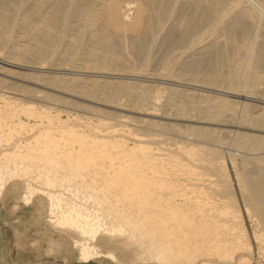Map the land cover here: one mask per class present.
I'll return each instance as SVG.
<instances>
[{"label":"bare ground","instance_id":"1","mask_svg":"<svg viewBox=\"0 0 264 264\" xmlns=\"http://www.w3.org/2000/svg\"><path fill=\"white\" fill-rule=\"evenodd\" d=\"M221 3L219 0H0V60L18 59L30 53L29 58L38 67L35 71H45L44 74L23 71L22 77L4 75L1 80L20 85L29 82L30 77L40 76L38 84L46 90H55L57 80L61 83H56L58 91L64 95L83 98L85 94L116 108L112 100L115 90L110 98L97 91V95H90V91L95 92L99 78L91 77L88 82L78 77V73L76 76L70 73L71 69L60 73L62 76L51 75L53 71L48 69L58 64L66 69L122 67L128 78L135 79L105 81L104 85L111 84L134 97L132 106L136 110L141 98L147 97L152 109L155 100L150 99L147 89L150 83L146 82H153L152 87L159 91L165 87L172 90L171 77L179 78L182 67L215 69L206 77L193 74L195 79L212 82L217 78L221 58L228 55L226 61L233 68L223 80L239 84L238 68L244 67L252 84L247 94L254 98V102L246 97L241 99L240 114L228 113L230 118L239 115L237 120L217 122L229 109L226 99L219 97L220 88L210 89L218 96L202 94L207 102L195 118L184 114L185 105H177L174 114L170 111L162 114L159 117L162 121L151 120L152 112L133 110L147 127H172L170 120L180 119L190 122L195 135L192 137H201L205 142L220 144L222 138L216 132L232 138L228 139L230 145L249 154L247 158L257 168L255 174L243 175L250 194L245 209L249 212L251 206L264 227V96L257 95L254 86L257 81H264V0ZM106 27L114 29L113 35L105 34L111 31L105 32ZM13 30H17L14 35ZM129 31L136 33L127 36ZM27 35L35 41L22 44V48L12 45L14 41H27ZM169 45L173 51L168 56L160 54L159 50ZM54 59L59 60L57 65ZM256 66L260 67L259 75L254 72ZM85 85L89 87L87 91L75 88ZM188 88L182 91L186 97L195 93ZM48 92L36 88L31 97L39 102L50 100L52 95ZM62 98L70 104V100ZM5 99L0 103V140L4 141V146H0V198L6 192L16 191L22 203L36 200L46 228L69 242L78 262L106 257L124 264L252 263L253 247L245 230L235 229L240 214L230 209L229 197L224 194L229 179L223 160L215 154L218 144L207 148L190 142L188 147L180 143L171 148L161 144L162 140L152 133L135 131L125 123L116 127L109 117L97 120L102 130L94 125L91 132H86L79 122L75 123L76 119L65 128L67 121L59 114L51 115L44 105L16 101L14 97L12 101ZM148 115L150 118L145 117ZM30 117H36L37 121L30 123ZM13 134L19 137L13 139ZM163 163L181 166L187 175L195 174L187 183L197 185L196 194L188 195L185 185L163 170ZM254 237L264 239V232ZM0 264L4 263L0 260Z\"/></svg>","mask_w":264,"mask_h":264},{"label":"rangeland","instance_id":"2","mask_svg":"<svg viewBox=\"0 0 264 264\" xmlns=\"http://www.w3.org/2000/svg\"><path fill=\"white\" fill-rule=\"evenodd\" d=\"M219 2H222L221 4H223L224 0H219ZM106 30L107 31L111 30V31L107 32ZM16 31L13 30L11 32V34L14 35L16 33ZM135 31H138V30H135ZM135 31H132V32L136 33ZM105 32L109 33V34L105 33L106 35H113L114 29L112 27L110 29H109V27H106ZM128 33H129V35H128ZM130 33H131L130 31L127 32V36H131L132 33L131 34ZM134 33L132 35H134ZM29 36L27 35V41L28 42L27 41H24V42L16 41L15 42L13 40L14 43L12 42L13 43L12 45L15 47L22 48L23 47L22 44L26 45V44L33 43L35 40H33V38H30ZM259 37H260V35L258 36V38ZM15 43H17V44H15ZM169 47H170V45H169ZM169 47L166 46L165 49H164V47H162L159 50L160 54L162 52V54H164L165 56H168L167 54H169L171 51H173V49H172L173 47L172 46H171L172 48L171 47L169 48ZM166 48H167V50H166ZM169 49H171V50L169 51ZM174 49L177 50L178 48H174ZM165 51L168 53H165ZM226 56H228V55H224L221 58L222 59L221 65H220L221 67H218V69H217V70H219L218 73H217V71L215 72V73H217L216 74L217 78L215 79V81L217 80L216 82L215 81L210 82L209 80L206 81V80H202V79H195L193 77V74H195L197 76L200 75V77H206L207 74L208 75L213 74V71L215 69L206 68L203 70L202 68H199L197 70L195 67H192L193 69L191 67H182L181 69H183L184 71L181 69H180L181 71L179 70V72L181 74V76L179 78L178 77H171V82H172L171 85H172V87H174L172 90L167 89V87H165L159 91L158 89L152 87V84H154L153 82H151V81L146 82L147 84L150 83L149 84L150 86L147 87L148 95H149L150 99H152V101L155 100L154 104H153V108L152 109L149 108V105L146 102V101H148L146 99L147 97H145L144 100H142V98H141V100L139 101L140 104L138 102L139 106L137 105V110H136V108H134L132 106V104H135L134 97H128L127 95L123 94V92H121V90H118V88H116L115 86H112L110 84V87H109L108 85H104V83H103L105 81H112V80H116V79L120 80L121 78H122L121 80H127V79L133 80V79H135L132 77L128 78L125 75L126 71L123 70L122 67H117L118 69L115 67L117 70L116 69L112 70V68H114V67H110L111 69H105V70H103V69H100V70L91 69V68H87V67H77V68L71 67V68L66 69V67L65 68L60 67V65L58 64V66L52 67L53 69L52 68L48 69V70L53 71V72H51V75H57V76L58 75L62 76L64 71H69V69H71L72 71L70 70L69 71L70 73H75V76L78 73L79 74L78 77H80V78L82 77L83 80L86 79L88 82H90V80L92 81V78H99L100 80L98 79L99 81L95 85V90H94L95 92L90 91V93H91L90 95H94L93 93H95V95H97V93L98 94L101 93L102 95H104V94H105V96L107 95L106 96L107 98H110L111 97L110 95L113 94L112 92H114V90H115V98L112 100H115L116 103L115 102L114 103L116 105V108H114V107L112 108L110 106H105L102 103L94 101L93 96H88V95L84 94L82 96L83 98H77V97H73L70 95H64L58 91L59 87L56 85V83H59V84H61V83H60V81H57V80L54 82L55 85H53V88H56L55 90L54 89H51V90L43 89L42 86H40L38 84V82L40 83V81L37 78L40 76L35 77V78L30 77L29 82H27V83L23 82V84H20V85H17L16 83H12L11 81L3 82L1 79L4 77V75L16 77V76H20L24 73L25 74H39V73L44 74L45 73L44 70H42L40 72L37 70L35 71V69H37L38 67H37V65H35L36 63L32 62L33 60H31V58H29V57H31L30 53H29V54H25V57H18V59L10 57V58H5L6 60L3 59V61L0 60V66L2 67V68L0 67V69H1L0 70V77H1L0 78V99H1L0 103L2 104V100L5 98H6L5 100H7V101H9L10 99H11L10 101H12V99L14 97L13 100H16V101H19V100L25 101L26 100L25 102H32V103H37L38 105H44V106L48 107L47 112H49L50 114L52 113L51 115L59 114L62 116L63 119H65V122L67 121L66 123L68 125H66V123H65V128L69 127L72 123H74V121L76 119L77 121H75V123L79 122L80 125H82L81 127L84 128V130L86 132H91L93 130V127H95L97 125H99L98 129L102 130L103 128L100 124H97L98 123L97 120L98 119H104L105 120L106 119L105 117H109V119H110L109 121L117 124L116 127H118V126L120 127L121 126L120 124L125 123V124H127L128 127H131L135 131H146V132L152 133L154 135H157L156 137L160 138L162 140L161 144L165 143V144H167L166 146H170L171 148H173L174 144L180 145V143H181V146H185V147L191 146V145H193L192 143H194L193 146H201L202 145V146H205L207 148L214 146L213 148H215V145H217L218 142H214V143L213 142L211 143L209 141L205 142V140L203 138H202L203 139L202 140L201 137H198V139H197V137H192L195 135L191 131V128L189 126L190 122H186V121L180 120V119H171L170 122H172L175 127L174 126L168 127V125H160V126L155 125V126H152L153 127L152 128V127L145 126V124H143L144 122H141L136 117L139 115L138 113L147 111V112H152L151 113L152 117L150 118V115H148V116H145L146 118H150L151 120L162 121L159 118L162 114L168 113L169 111H170V113L174 114L173 111H175V109L178 106L185 105V107L183 106L184 107V114L186 116L188 115V117H190V118H195L197 116V114L199 113L198 110L203 108L205 101H206V96L202 95V94L208 93V94H211V96H212V94L214 96L216 93L214 94L213 92L210 91V89L214 90L216 88L217 89L220 88L221 92H219V93H221L222 95L216 94V96L219 95L220 98L226 99V101L229 105V109L227 110V112H224L222 115H220L217 118L218 119L217 122L224 123L225 121L227 122V120H231V119L235 120L236 117L238 118L239 115H237V116L235 115L236 116L235 118L234 117L230 118L228 113L240 114V111H241L240 102H241V99L244 97H246L247 100L249 99L248 101H253L252 99H254V98H252V96L251 97L248 96V94H247L248 88H249V86L251 87L252 84H251L250 80H248L246 78V75H245L246 70L244 67L238 68V76H239L238 81H241V82H238L239 84H237V82H235L236 83L235 84V83H230L228 81L223 80L224 77L231 74V71L233 68L230 65V63L228 62L229 59ZM225 57H226V59H225ZM227 59H228V61H226ZM56 60L54 59L53 63H55L57 65L59 60L58 59H56ZM228 65L230 66V68L228 67ZM7 68H9L10 70H8ZM41 68H43V67H41ZM259 68L260 67H258V66L254 67V72L257 75H259V73H261ZM3 69H4V71H3ZM225 69H227V70H225ZM7 70L10 72H8ZM194 70H196L197 72ZM228 70H230V74H229ZM18 71H19V73H18ZM23 71H24V73H23ZM116 71H118V72H116ZM226 72H228V73H226ZM8 73H10V74H8ZM96 75H97V77H96ZM20 77H22V76H20ZM87 77L88 78L90 77V78L88 79ZM243 77L245 78V80ZM246 79H247L248 83H246L247 82ZM100 82H101V84H100ZM14 85H16V86H14ZM25 85H27L28 88ZM246 85H248V87ZM22 86H24V87H22ZM101 86H103V87H101ZM188 86H189V88H188ZM227 86L229 87V89ZM254 86H255L256 94L264 96V81L263 80H261L259 82L257 81V83L254 84ZM87 87H88L87 85H85V87L84 86H82V87L75 86V88L77 90L81 89L83 91H87L89 88V87L88 88ZM104 87L109 88V89L111 88V89L109 90V89H106ZM230 87H232V88H230ZM235 87H237V88L239 87V88L237 89ZM23 88H26V90H28L29 88H31V89H29V92H28ZM36 88H37V90L49 91L48 93H50L52 95V98L50 97L51 98L50 100L48 99V100H44L43 102L42 101L39 102L35 98L31 97L33 91H35ZM96 88L98 90H96ZM185 88L194 90L195 95L193 94L190 97H186L183 94V92H184L183 90ZM230 89H232V90H230ZM236 89H237V91H236ZM66 91H68L69 93L77 94L76 91L75 92L69 91V90H66ZM96 91H97V93H96ZM116 91L118 94L116 93ZM203 91H205V92H203ZM238 91L241 93H239ZM230 92L232 93V95ZM242 93H243V96L241 95ZM1 94H2V96H1ZM3 94H5V95H3ZM98 96H96V97H98ZM226 96L228 99L225 98ZM2 97H4V98L2 99ZM62 97H64V100H70V104H69V101L63 102ZM68 97H69V99H67ZM235 98H236V101L233 100ZM142 101H144V103L146 105H144ZM176 103H178V104H176ZM81 104L82 105L85 104L87 106L89 105L90 107L92 105L93 107H91V108H93L95 110H92L90 107H82ZM142 106H144V108ZM172 106H173V108H172ZM238 106H239V108H238ZM133 108L138 113H136V111L133 110ZM236 108L238 109V111L236 110ZM147 109H149V110H147ZM104 111H106V112L104 113ZM112 111H114V112H112ZM210 111L213 112L214 109H212V110L210 109ZM106 113L111 114V115L106 116V115H108ZM78 118H79V120H78ZM35 119H37V118L36 117H33V118L30 117L29 122L32 123L34 121H37ZM72 120H73V122H72ZM176 124L178 125L177 126L178 128L176 127ZM163 127H165V129L166 128H168V129L165 130ZM162 129H164V131ZM176 129H181V130H176ZM159 130H161V131H159ZM184 130H185V132H187V133H185V135H183ZM189 131H191V132H189ZM156 133H158V134H156ZM219 133L220 132H216L215 135L216 136L219 135V137L218 136L217 137L220 139L222 138V141L224 140V142H222V141H220L221 143L219 142L220 144H218L216 146L218 153L215 152V154L216 155L218 154V156H219L218 159H220L221 161L223 160L225 170H226L227 175H228L227 178L229 179V180L227 179L229 181L228 182L229 184L226 182V180L222 182V185L225 186V182L228 185L227 186L228 188H226L228 191L226 190L227 192H225L224 194L229 197L227 199L229 200V205H231L230 209L231 210L235 209V212H236V210H238L237 214H240V216L239 215L238 216H239V219H241V220H239L237 218V220H238L237 223H239V224L237 225V227H235V229H238V227H240L241 229H244L247 240L250 243L251 247H253L251 249V253H250L251 254L250 259L252 260L251 264H255L256 262L259 263V261L261 262V264H264V239L262 238L260 240H257L254 237L255 234L264 232V227H262V224L259 223V221H257L258 218L253 214V210H252L251 206H250L249 212L246 211V209H245L247 207L246 205L249 201L250 194H249L248 190L245 188L244 182H243L244 181L243 175L255 174L254 171L257 168L250 162V158H247V157H250L249 154H245L240 148L235 147L233 145H230V143L228 142L229 141L228 139L231 140L232 138H229V136L224 137V136H222V133H220V134ZM21 135L23 137L25 136V135H23V133ZM14 136L15 135L13 134L12 135L13 139H17V137H19L18 135H16L17 137L16 136L14 137ZM230 136L232 137V135H230ZM13 139H12V141H13ZM200 139L202 142L200 141ZM194 140H198V143H197V141H194ZM187 142H189V145ZM190 142H191V145H190ZM0 144H1L0 146H4V141L0 140ZM237 148H238V150H237ZM220 155H221V157H220ZM207 156H210V155L207 154ZM230 156H233V157H230ZM245 157H246V159H245ZM221 158H223V159H221ZM239 162L240 163L242 162V163L240 164ZM243 162L246 164H244ZM248 162H250V163H248ZM240 167H241V169H240ZM242 167H244V169ZM162 168L164 171L172 173L175 178L177 177V179L182 184L185 185V188H186L188 195L196 194V192H197L196 189H198L197 185H192V184L187 183L188 181H192L194 179L195 174L191 173V175L189 174L190 175L189 176V175H187V171L184 170L181 166H169V163L168 164L163 163ZM195 170H199V169L196 168ZM240 171L243 173L241 174ZM189 178H191V179H189ZM239 179H241V180H239ZM242 186L244 189L242 188ZM247 195H249V196H247ZM230 202L231 203L233 202L232 204H234V203L235 204L232 205ZM235 205H236V207H235ZM38 207H39V204L36 200H32L28 204L22 203L20 198H18V193L16 191L15 192H13V191L6 192V193H4L3 197L0 198V260L4 264H124V263L114 262V261H112L106 257L96 258V259L91 260L87 263L78 262L76 259V256H75L76 253L69 246V242H66L64 239H61L58 232H55V231L52 232L51 229L46 228L45 223L43 222L42 218L39 216V214H40L39 210L41 207L39 208V210H37ZM42 215H43V213H42ZM35 218H38L39 222L38 221L36 222ZM240 221H242V222L240 223ZM113 252H116L119 254V252L117 250H115V251L113 250Z\"/></svg>","mask_w":264,"mask_h":264}]
</instances>
